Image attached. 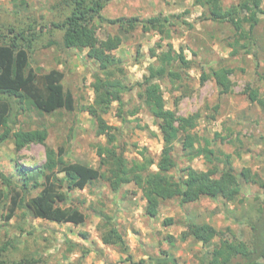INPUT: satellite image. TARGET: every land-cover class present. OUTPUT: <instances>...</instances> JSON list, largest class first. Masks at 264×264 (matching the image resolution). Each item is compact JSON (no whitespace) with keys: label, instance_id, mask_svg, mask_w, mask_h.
<instances>
[{"label":"rangeland","instance_id":"obj_1","mask_svg":"<svg viewBox=\"0 0 264 264\" xmlns=\"http://www.w3.org/2000/svg\"><path fill=\"white\" fill-rule=\"evenodd\" d=\"M223 2L225 7H231L239 0ZM70 11L68 0H0L2 33L6 34L9 28L36 31L30 53L32 68L39 73L61 71L65 75L63 84L75 99L73 111L62 109L52 114L24 105L26 111L17 119V130L46 129L49 134L46 146L31 144L17 153L12 141L0 139V174H15L19 162L30 167L33 177L43 181L38 168L46 160V148L60 146L66 150L68 163L106 170L101 167L99 146L107 145L108 139L98 134L96 120L84 111L96 101L94 72L99 70V63L88 57V49L63 48L64 32L53 27L54 23L64 21ZM204 12L195 0H110L103 11L106 18L175 15L180 18L173 19V25L163 37L159 32H144L141 27L127 32L121 26L100 23L97 34L103 40L122 38L123 43L114 54L123 61L124 73L117 74L118 80L130 87L144 81L151 65L160 64L153 56L166 54L178 59L184 54L190 68L175 60V69L181 77L157 81L167 109L178 116L200 114L193 131L199 137L197 147L209 146L215 155L210 163L204 155L187 159L182 151L181 135L174 151L178 167L172 174L178 180L183 176L181 169L187 166L199 171L217 168V178L233 171L242 185L240 199L228 202L221 196L203 197L181 207L176 197L163 202L153 218L146 213L148 202L144 191L135 183L113 190L107 180L100 179L84 190L66 192L68 200L62 206L76 207L86 214L85 222L80 225L37 219L26 208L18 209L16 216L7 222L3 216L8 213L10 201L6 199L0 204V246L10 244L2 257L8 264L24 258H34L35 264H139L151 256L166 254L175 258L177 264H206L203 257L213 252L221 237L233 241L237 250L241 244L251 243L249 225L260 216L264 183V110L250 100L246 90L248 87L259 90L264 97V15L255 31L253 54L241 52L234 56L226 43V39L234 40V28L208 20ZM220 67L234 70L229 93H224L212 77L202 83L204 72ZM123 99L127 121L122 122L116 102L104 115L105 121L114 128L116 145L131 163L152 161L151 170L156 171L164 146L159 127L140 100L138 88L124 94ZM4 131L0 128V138ZM0 190L6 192L1 180ZM38 191H32L27 198ZM102 213L114 217L115 225L128 243L127 253L102 242L106 222ZM168 220L171 222L166 223ZM188 223H206L221 233L208 246L193 237L184 240ZM72 243L80 244L81 249H72ZM83 248L90 253L84 254ZM128 256L132 257L131 261Z\"/></svg>","mask_w":264,"mask_h":264},{"label":"trees","instance_id":"obj_2","mask_svg":"<svg viewBox=\"0 0 264 264\" xmlns=\"http://www.w3.org/2000/svg\"><path fill=\"white\" fill-rule=\"evenodd\" d=\"M71 6L70 14L53 27L64 32L61 46L65 49H88V57L99 63V70L94 72V91L96 101L87 106L84 111L89 113L98 124V134L107 137V145L99 146L102 155L101 167L93 168L80 163H68L65 159V148H46V160L38 168L44 176L40 181L33 177L30 167L17 164L15 174H0V180L6 192L0 190V204L6 199L10 201L8 213L3 216L9 222L20 208L28 209L34 218L57 223H71L80 225L85 222L86 214L76 207H63L68 200L67 191L84 190L92 182L100 179L107 180L113 190L123 185L135 183L144 191L148 202L146 213L150 217L158 215L160 205L168 200L179 197L181 207L196 203L203 197H223L228 202L237 201L242 195V185L239 178L229 171L226 175L217 178V168L199 171L191 166L181 169L183 176L178 180L172 172L178 165L174 157L176 143L183 135L182 151L189 160L204 155L207 162L215 155V150L209 146H199V137L195 132L200 114L192 116H178L166 108V100L161 84L157 81L167 77L179 79L180 73L175 69L173 62L180 61L185 68H190V61L183 53L178 59L170 58L166 54L153 56L159 65H151L149 75L136 86H127L118 80V74L124 73L123 61L116 57V51L123 40L120 36L100 39L97 34V25L121 26L127 32H133L141 27L144 32H159L162 37L166 30L173 25L175 15L169 17L156 16L148 19L140 17L110 19L103 15L104 9L110 0H68ZM196 5L204 9L208 20L217 24H229L234 28V40L226 39L232 49V55L244 52L251 55L256 47L255 31L261 24V15H264L263 0H239L238 4L225 7L223 0H195ZM36 31L9 28L6 34L0 26V128H4L1 141H12L15 151L20 153L31 144L46 146L48 131L17 130L19 116L29 109L40 113L52 114L65 109H75V99L71 91L66 90L63 81L65 75L59 70L48 73H39L32 68L30 53L36 39ZM155 55V54H154ZM234 70L230 67L211 68L210 73L204 72L202 83L212 77L222 87L224 93L231 92L233 82L230 80ZM135 88L139 89V97L148 113L154 118L163 139V151L157 170L152 171V161L133 164L116 145L117 136L114 128L108 125L104 115L110 110L113 103L119 105L122 122L127 121L123 115L125 101L124 94ZM250 100L257 103L264 110V97L259 90L247 88ZM136 112L133 114L135 115ZM35 170V169H34ZM63 174V176H59ZM34 180V182H32ZM254 183H258L254 181ZM260 216L255 223L249 225L252 241L249 245L241 244L237 250L236 244L228 238H220L219 244L212 253L206 254L203 259L206 264H264V183H262ZM39 190L35 196L28 199L32 191ZM106 222L101 239L105 245L120 247L127 253L128 243L124 234L114 223V217L102 213ZM168 220L166 223H170ZM183 239L193 237L202 245L208 246L220 235L211 225L203 223H188ZM23 231V228L21 227ZM9 243L0 246V264H8L2 259L8 251ZM80 244L72 243V249H81ZM84 254H89V250ZM131 261L132 257L128 256ZM12 264H35L34 258H24ZM139 264H177L175 258L166 254L164 257L151 256L148 260H141Z\"/></svg>","mask_w":264,"mask_h":264}]
</instances>
